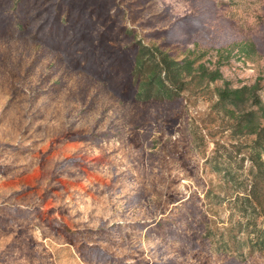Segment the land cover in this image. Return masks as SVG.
<instances>
[{"label":"rangeland","instance_id":"1","mask_svg":"<svg viewBox=\"0 0 264 264\" xmlns=\"http://www.w3.org/2000/svg\"><path fill=\"white\" fill-rule=\"evenodd\" d=\"M138 44L220 79L137 101ZM260 105L264 0H0V264H264Z\"/></svg>","mask_w":264,"mask_h":264},{"label":"trees","instance_id":"2","mask_svg":"<svg viewBox=\"0 0 264 264\" xmlns=\"http://www.w3.org/2000/svg\"><path fill=\"white\" fill-rule=\"evenodd\" d=\"M154 51L156 55L154 54ZM194 60L185 59L183 61H173L168 56L160 52L158 49L152 50L147 46L138 44L136 55L133 60V71L131 73L132 82L136 90L135 99L140 102L155 101H173L179 97L183 90L181 79L183 75L192 77L196 73L202 75V80L205 78L208 81L220 79V74L217 70L208 72L202 64L196 71L193 68ZM253 87H242L236 90H223L218 93L221 101H227L233 107H238L242 102L248 100L251 96L246 97V93H253ZM255 98V97H254ZM256 104H259L258 99H254ZM264 120V106H259L257 111H251L249 114L237 120V126L240 131H245L247 134L256 136V143L264 149V126L261 125V120ZM257 165V176L263 179L264 182V163L255 162ZM261 188L256 181L249 193L247 194V202L255 206L254 209H264V203L260 200ZM257 244V245H256ZM255 245L259 249H264L263 236H257Z\"/></svg>","mask_w":264,"mask_h":264}]
</instances>
